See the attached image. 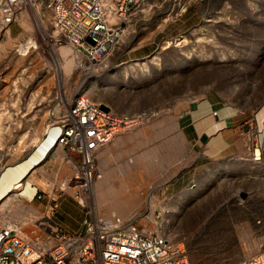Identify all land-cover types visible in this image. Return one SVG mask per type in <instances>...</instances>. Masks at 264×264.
<instances>
[{"label":"rangeland","instance_id":"374dc122","mask_svg":"<svg viewBox=\"0 0 264 264\" xmlns=\"http://www.w3.org/2000/svg\"><path fill=\"white\" fill-rule=\"evenodd\" d=\"M23 23L25 30L13 23V37L0 39V172L37 144L59 90L67 98L89 94L115 112L147 110L149 118L116 134L98 152L102 175L87 204L103 215H135L141 222L162 211L166 227L185 242L191 264H238L264 252V145L258 159L246 147L209 161L198 157L181 130L175 131L177 115L206 98L255 121L264 107V0H149L98 71L79 66L72 52L68 59L75 63L66 68L61 48L50 49L37 25ZM32 37L35 47L21 57L20 45ZM147 44L154 46L152 54L136 58L135 49ZM25 97L34 114L29 132L22 130L20 100ZM8 101L10 106L20 101L14 117ZM4 108L10 112L5 119ZM123 165H132L124 181L135 191V204L115 192L113 169ZM43 182L47 188L49 180ZM14 200L2 208L30 206L20 197ZM33 202L41 205L39 199ZM86 212L87 207L68 201L60 213L83 233Z\"/></svg>","mask_w":264,"mask_h":264},{"label":"built area","instance_id":"2783aa9c","mask_svg":"<svg viewBox=\"0 0 264 264\" xmlns=\"http://www.w3.org/2000/svg\"><path fill=\"white\" fill-rule=\"evenodd\" d=\"M148 1L0 0V39L13 35V23L25 30L23 21H27L40 28L50 49L68 46L79 66L98 71L116 51L131 17ZM35 6L42 11L41 24ZM52 102L33 152L60 165L47 188L35 189L31 196L23 194L22 188L17 190L25 200L44 201L42 211L31 212L29 206L17 204L9 212L0 206V264H191L185 242L166 227L162 211L151 221L141 222L135 215H103L87 204L102 175L98 152L116 134L135 128L151 113L115 112L89 94L67 98L60 90ZM247 140V148L258 159L256 151L264 145V121L250 129ZM9 167L1 170L0 182ZM67 194L87 207L83 233H69L52 219ZM238 264H264V252L245 256Z\"/></svg>","mask_w":264,"mask_h":264},{"label":"crops","instance_id":"0c3cea01","mask_svg":"<svg viewBox=\"0 0 264 264\" xmlns=\"http://www.w3.org/2000/svg\"><path fill=\"white\" fill-rule=\"evenodd\" d=\"M191 19L192 16L188 17L186 20L190 21ZM170 32L171 31H169L167 34ZM147 49L148 51H145V53L142 55L137 54L138 52ZM135 51L136 58H144L152 54L154 51V46H152V44H147L143 48L135 49ZM2 94L6 95L7 92ZM20 101L22 104L21 108L23 110V117L25 119L22 130L29 132L34 114L32 113L31 107L29 106L28 97H25ZM20 101H17V106L15 104V106H10V101L6 103L7 106L9 105L12 110L11 116L14 117L17 115L15 108H20V103H18ZM4 110L5 111L2 113L5 119L8 117V113L10 112H8L5 108ZM177 117L178 119L175 131H182L184 136H186L191 143L193 150L198 154V157L203 158V160L213 161L219 158L242 153L246 150L250 129L257 125L260 126L264 121V107L259 109V111L256 113L255 121L253 122L251 118L246 119V114L244 112H240L239 114L235 109L228 107L227 105H222L219 103L217 104L216 100L213 98H206L197 102L196 104H192L189 106V109H185V111L181 114L179 113ZM17 129L19 130V126ZM33 150L34 148L28 154H26L25 157L19 159L16 167H10L4 173L6 175L9 171H11L13 174H15L19 167H26L25 171L20 172V174L17 175L15 179H12L11 175L10 178L12 179L11 184L13 182L15 183V181L20 182L21 179L24 178V181H22V186L19 185L18 187L21 189L25 186L24 190L28 194H26L24 191L23 194L28 196H31L35 189H42V186L46 185L43 180L52 179V177L57 174V170L60 165V162L58 161L42 159L41 153L38 151L33 152ZM30 154L31 156L28 158ZM4 180L5 181L3 184L7 181L6 177ZM1 183L2 180L0 184ZM6 185L7 184H5V187H7ZM1 192H3V190H1ZM2 196H4V194ZM27 201L30 204L29 211L37 213L38 211L43 210L44 201H41L40 206H36L33 201H30V198H27ZM68 201H73L77 205H81L74 198V196L67 194L60 199L59 206L53 213L52 219L56 223L63 226L67 232L72 234H80L81 232H78V227H71L60 213L61 209L64 208V205ZM57 217H60L62 221L57 220Z\"/></svg>","mask_w":264,"mask_h":264},{"label":"bare ground","instance_id":"6f19581e","mask_svg":"<svg viewBox=\"0 0 264 264\" xmlns=\"http://www.w3.org/2000/svg\"><path fill=\"white\" fill-rule=\"evenodd\" d=\"M33 10H34V14H35V16H36V18H37V20H38V23L39 24H41V20H40V16H39V13H38V7L37 6H35L34 8H33ZM43 27V26H42ZM8 36H11V37H13L12 35H10V34H8ZM183 38L185 39V37L183 36ZM183 39V40H184ZM177 41L179 42V40H176V43H177ZM171 43V41L170 40H168L167 41V43H166V46H169V44ZM33 44H35V42H34V40H33V37L28 41H26L25 43H22L21 45H20V48H19V52H20V55H21V57H25L27 54H28V52L30 51V46H32ZM71 52V49L69 48V47H67V46H63V47H61V53L63 54V56L66 58V62H65V64H64V66L66 67V68H70L72 65H74V63H75V60L73 59V58H70V59H68V54ZM105 65V64H104ZM107 65H108V62H107ZM69 70V69H68ZM7 114V113H6ZM0 115H1V113H0ZM1 117V116H0ZM38 136V135H37ZM257 152V154H259L260 152H259V150H257L256 151ZM109 160H110V158L109 157H107ZM130 166H132V165H129V166H118V167H114V169H113V172H114V177L116 178V179H112V182H114V187H115V192H116V194L117 195H119V197L122 199V201H128V203L129 204H135V203H137V200L134 198L135 197V195H134V190H133V192L131 191L130 192V190H128V184L124 181V180H126V178L130 175V173H131V171H127L128 169H130ZM11 167H16V165L15 166H11ZM10 168V167H9ZM8 169V168H7ZM6 169V170H7ZM25 169H26V167H19V169L16 171V173H18V174H13V173H11V178L13 179H15V177L17 176V175H19L20 174V172H24L25 171ZM142 169V168H141ZM6 170H5V172H6ZM140 171H143V170H140ZM5 172H3V174H2V177H4V173ZM135 172V171H134ZM154 172V174H158V170H154L153 171ZM119 173H120V175H119ZM133 173V172H132ZM136 173H137V170H136ZM141 173V174H140ZM139 174L140 175H142V173L143 172H140ZM0 174H1V172H0ZM138 174V175H139ZM1 176V175H0ZM143 176H145V174L143 175ZM135 177V176H134ZM147 177V176H146ZM7 179V181L0 187V206L2 207H5V206H7V204H9V203H12V201H15L14 200V197L16 196V197H20L16 192L13 194V195H10V193L12 192V191H14L15 189H17L18 190V186L19 185H21L22 186V184H23V182L22 181H20V182H18V183H15L14 185L13 184H11V181H12V179ZM139 179V178H138ZM141 179H145V178H141ZM116 180L118 181H121L119 184L120 185H116L115 184V182H116ZM146 180V179H145ZM130 181V180H129ZM128 181V182H129ZM142 181H144V180H142ZM141 181V182H142ZM5 184H7L6 186L7 187H5ZM130 185V184H129ZM14 186V187H13ZM5 187V188H4ZM9 187V192H7V193H5L4 194V196H2L3 195V192L7 189ZM119 187V188H118ZM4 188V189H3ZM13 189V190H12ZM22 189H25V186H24V188H22ZM1 190H3V192H1ZM24 192H25V190H24ZM20 199H21V201H23V200H25L23 197H20ZM155 200V199H154ZM25 201H27V200H25ZM152 201H153V198H152ZM4 209H6V208H4ZM11 210L9 209V212H10ZM9 214V213H8ZM7 214V215H8ZM11 217V216H10Z\"/></svg>","mask_w":264,"mask_h":264},{"label":"clouds","instance_id":"9594fccd","mask_svg":"<svg viewBox=\"0 0 264 264\" xmlns=\"http://www.w3.org/2000/svg\"><path fill=\"white\" fill-rule=\"evenodd\" d=\"M52 140H53V138H51V139L48 141L47 145H49V144L52 142ZM44 147H46V145H44Z\"/></svg>","mask_w":264,"mask_h":264},{"label":"water","instance_id":"95a60500","mask_svg":"<svg viewBox=\"0 0 264 264\" xmlns=\"http://www.w3.org/2000/svg\"><path fill=\"white\" fill-rule=\"evenodd\" d=\"M21 181H24V178H22Z\"/></svg>","mask_w":264,"mask_h":264}]
</instances>
